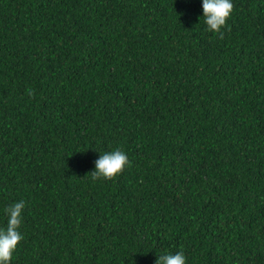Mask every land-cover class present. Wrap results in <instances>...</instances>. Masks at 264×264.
<instances>
[{
	"label": "trees",
	"instance_id": "16d2710c",
	"mask_svg": "<svg viewBox=\"0 0 264 264\" xmlns=\"http://www.w3.org/2000/svg\"><path fill=\"white\" fill-rule=\"evenodd\" d=\"M232 3L220 38L202 0H0L10 264H264V0Z\"/></svg>",
	"mask_w": 264,
	"mask_h": 264
},
{
	"label": "clouds",
	"instance_id": "9594fccd",
	"mask_svg": "<svg viewBox=\"0 0 264 264\" xmlns=\"http://www.w3.org/2000/svg\"><path fill=\"white\" fill-rule=\"evenodd\" d=\"M233 8L232 0H202L203 17L207 31L218 33L220 38H223L221 29L226 25ZM27 91L30 96L34 94L30 89ZM94 163L95 170L90 171L93 181L114 180L126 166L130 165L128 156L120 149L100 154ZM24 207L25 202L21 200L5 208L7 226L0 227V264H10L13 252L24 238L19 231ZM185 262L186 257L182 252H177L174 255H158L155 260V264H185Z\"/></svg>",
	"mask_w": 264,
	"mask_h": 264
}]
</instances>
